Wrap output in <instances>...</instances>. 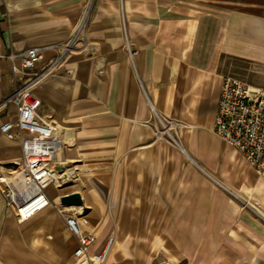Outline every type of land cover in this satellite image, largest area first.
<instances>
[{"label": "crops", "instance_id": "0c3cea01", "mask_svg": "<svg viewBox=\"0 0 264 264\" xmlns=\"http://www.w3.org/2000/svg\"><path fill=\"white\" fill-rule=\"evenodd\" d=\"M32 47L35 70L53 62L31 95L61 178L21 222L0 184V264H74L71 208L89 254L113 236L107 264L135 240L165 264H264V173L212 132L224 76L264 87V0H2L0 101L19 85L8 56ZM20 155L0 133V175Z\"/></svg>", "mask_w": 264, "mask_h": 264}, {"label": "built area", "instance_id": "2783aa9c", "mask_svg": "<svg viewBox=\"0 0 264 264\" xmlns=\"http://www.w3.org/2000/svg\"><path fill=\"white\" fill-rule=\"evenodd\" d=\"M40 59L41 49L37 47L8 56L11 71L21 85L6 98L5 105H12L14 111L12 117L0 124V133L9 140L17 138L21 155L16 167L0 175V184L6 206L15 211L19 222L50 205L47 186L61 174L55 166L61 153L60 139L55 134V126L36 114L37 102L31 95L34 85L53 64L37 71L35 65ZM212 132L233 147L247 166L264 173V87L224 76ZM5 175L9 176L8 181ZM80 213L65 215L63 212L62 215L66 228L76 239L72 253L74 264H105L114 238L109 236L101 250L89 254L95 236L82 231Z\"/></svg>", "mask_w": 264, "mask_h": 264}, {"label": "rangeland", "instance_id": "374dc122", "mask_svg": "<svg viewBox=\"0 0 264 264\" xmlns=\"http://www.w3.org/2000/svg\"><path fill=\"white\" fill-rule=\"evenodd\" d=\"M249 65H246V69H249ZM19 85H17L15 88L21 85V81H18ZM7 96L3 97L0 101V105H5ZM12 168H4L2 171L3 173L8 172ZM2 176V175H1ZM7 176V175H5ZM56 182H54L55 184ZM53 186H56V184ZM59 186V184H58ZM72 211H64L65 215L70 214ZM115 247L113 249L111 248V252H113ZM119 255L123 257L122 260L118 264H165L164 260L157 256L156 252L153 248H150L147 241H128L127 243H124V246L119 249ZM108 260L106 261L107 264Z\"/></svg>", "mask_w": 264, "mask_h": 264}, {"label": "water", "instance_id": "95a60500", "mask_svg": "<svg viewBox=\"0 0 264 264\" xmlns=\"http://www.w3.org/2000/svg\"><path fill=\"white\" fill-rule=\"evenodd\" d=\"M13 167H16V163H11ZM60 172L62 169L60 167L57 168ZM59 202L62 206L65 207H79L81 205V197L78 193H70L60 197Z\"/></svg>", "mask_w": 264, "mask_h": 264}, {"label": "bare ground", "instance_id": "6f19581e", "mask_svg": "<svg viewBox=\"0 0 264 264\" xmlns=\"http://www.w3.org/2000/svg\"><path fill=\"white\" fill-rule=\"evenodd\" d=\"M71 176V175H70ZM8 177L9 176H4V179L6 180V181H8ZM71 177H73V175L71 176ZM57 180L55 181L57 184H56V186H58V183H59V178H61V176L60 175H58L57 176ZM70 178V177H69ZM13 181L12 182H14L15 184H18V181H16V179H12ZM54 183V182H53ZM72 207V206H71ZM68 210H70V211H72V210H74V208H71V209H68ZM64 211V210H63Z\"/></svg>", "mask_w": 264, "mask_h": 264}]
</instances>
